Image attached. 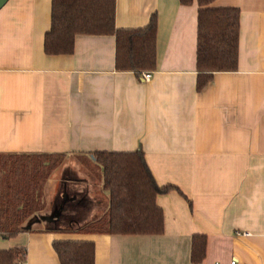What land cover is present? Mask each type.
<instances>
[{
  "label": "crops",
  "instance_id": "crops-1",
  "mask_svg": "<svg viewBox=\"0 0 264 264\" xmlns=\"http://www.w3.org/2000/svg\"><path fill=\"white\" fill-rule=\"evenodd\" d=\"M208 6L238 8L237 64L198 90L196 0H114L116 29L155 17V67L139 72L116 68L114 34H76L70 53L46 54L51 0L5 2L0 155L63 160L43 184V207L24 230L0 236V250L24 248V264H60L52 242L81 240L93 243L94 264H192V237L204 235L200 264H264V0ZM137 149L155 183L176 188L155 196L162 233L81 232L108 205L91 153ZM96 195L106 200L100 213Z\"/></svg>",
  "mask_w": 264,
  "mask_h": 264
},
{
  "label": "trees",
  "instance_id": "trees-1",
  "mask_svg": "<svg viewBox=\"0 0 264 264\" xmlns=\"http://www.w3.org/2000/svg\"><path fill=\"white\" fill-rule=\"evenodd\" d=\"M193 0H179L190 4ZM213 0H196V87L200 90L214 71L236 69L239 10L210 7ZM114 0H51L50 28L44 34L46 54L70 53L76 34H114L116 68L139 72L155 67L154 15L137 29L114 27ZM92 159L100 166L108 205L96 219L79 226L81 232L110 234H160L162 210L155 203L158 193L175 188L158 186L140 149L127 152L94 151ZM61 155H0V236L11 237L43 207V184ZM176 189V188H175ZM180 192V191H179ZM60 264H94V245L90 241L52 242ZM205 237L194 235L190 257L199 262L204 256ZM25 250H0V264H24Z\"/></svg>",
  "mask_w": 264,
  "mask_h": 264
},
{
  "label": "rangeland",
  "instance_id": "rangeland-1",
  "mask_svg": "<svg viewBox=\"0 0 264 264\" xmlns=\"http://www.w3.org/2000/svg\"><path fill=\"white\" fill-rule=\"evenodd\" d=\"M58 159H59V163L63 160L62 158H58ZM88 169H89V168H88ZM96 169H97V167H94V168H92V169L90 168L89 171H95ZM90 177H91V179H92V181H93V182H91L90 184H91V187L94 188V192H95V190H97V188H96V184H97V182H95V178H94V177H92V176H90ZM86 182H87V181H83V183H84L85 185H83V184H81V183H79L80 185H79V184H78V185H79V186L82 185L83 187H87L88 183H86ZM84 189H85V188H83V190H84ZM95 194H96V193H95ZM97 194H98V193H97ZM81 196H82V197H83V196L86 197V193H85V192H82V193H81ZM95 198H96V199H99V200L101 201V203H102V205L100 206V208H99V209L97 210V212H96V213H98V212L100 213V211H101L102 207L104 206V203H105L106 200H105L104 198L101 199V197H100L99 195H96ZM36 212H37V211H35L34 213H36ZM31 215H33V214H31ZM68 218H69V216H68ZM27 219H28V218H27ZM27 219H25L24 221H26ZM79 219H81V217H79ZM24 221H23V223H24ZM23 223H22V224H23Z\"/></svg>",
  "mask_w": 264,
  "mask_h": 264
},
{
  "label": "built area",
  "instance_id": "built-area-1",
  "mask_svg": "<svg viewBox=\"0 0 264 264\" xmlns=\"http://www.w3.org/2000/svg\"><path fill=\"white\" fill-rule=\"evenodd\" d=\"M141 76L144 80H148L151 77V72L150 71H143L141 73ZM192 264H200V263L196 262V263H192ZM228 264H242V263H239L236 259L232 258L229 260Z\"/></svg>",
  "mask_w": 264,
  "mask_h": 264
},
{
  "label": "water",
  "instance_id": "water-1",
  "mask_svg": "<svg viewBox=\"0 0 264 264\" xmlns=\"http://www.w3.org/2000/svg\"><path fill=\"white\" fill-rule=\"evenodd\" d=\"M7 0H0V8L5 4Z\"/></svg>",
  "mask_w": 264,
  "mask_h": 264
}]
</instances>
